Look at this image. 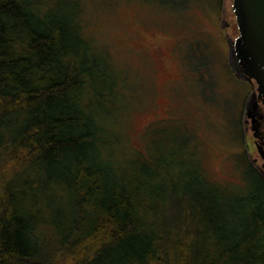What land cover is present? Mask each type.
Here are the masks:
<instances>
[{
	"label": "trees",
	"instance_id": "16d2710c",
	"mask_svg": "<svg viewBox=\"0 0 264 264\" xmlns=\"http://www.w3.org/2000/svg\"><path fill=\"white\" fill-rule=\"evenodd\" d=\"M82 16L0 0V264H264L263 173L242 154L240 184L212 181L171 120L126 152L136 95ZM190 56L213 93L210 58Z\"/></svg>",
	"mask_w": 264,
	"mask_h": 264
},
{
	"label": "rangeland",
	"instance_id": "374dc122",
	"mask_svg": "<svg viewBox=\"0 0 264 264\" xmlns=\"http://www.w3.org/2000/svg\"><path fill=\"white\" fill-rule=\"evenodd\" d=\"M177 1L173 10L153 0H81L84 35L107 50L136 95L125 124L126 152L144 151L149 128L171 120L194 131L212 181L240 184L242 154L260 171L264 162L254 137L261 120L247 108L257 85L239 79L230 58L228 40L239 36L233 0ZM187 55L210 58L213 93L201 92V72ZM256 113L264 116L261 102Z\"/></svg>",
	"mask_w": 264,
	"mask_h": 264
},
{
	"label": "water",
	"instance_id": "95a60500",
	"mask_svg": "<svg viewBox=\"0 0 264 264\" xmlns=\"http://www.w3.org/2000/svg\"><path fill=\"white\" fill-rule=\"evenodd\" d=\"M232 11L239 31L235 40H228L233 69L239 79L256 83L247 104L248 115L252 116L253 107V114L263 119L256 111L260 102L264 105V0H233ZM258 152L262 156L259 148ZM261 172L264 175V167Z\"/></svg>",
	"mask_w": 264,
	"mask_h": 264
},
{
	"label": "flooded vegetation",
	"instance_id": "af4514ba",
	"mask_svg": "<svg viewBox=\"0 0 264 264\" xmlns=\"http://www.w3.org/2000/svg\"><path fill=\"white\" fill-rule=\"evenodd\" d=\"M260 123H258L257 128H256V134H257V138L255 143L257 145V148L260 149L262 156L260 155V158L263 160L264 162V118L260 119ZM264 167V163L262 164V168ZM262 171V170H261Z\"/></svg>",
	"mask_w": 264,
	"mask_h": 264
}]
</instances>
